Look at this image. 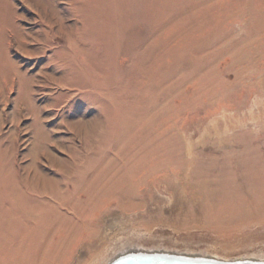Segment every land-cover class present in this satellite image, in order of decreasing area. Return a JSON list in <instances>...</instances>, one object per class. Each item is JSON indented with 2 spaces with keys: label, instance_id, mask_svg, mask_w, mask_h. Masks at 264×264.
I'll return each instance as SVG.
<instances>
[{
  "label": "rangeland",
  "instance_id": "obj_1",
  "mask_svg": "<svg viewBox=\"0 0 264 264\" xmlns=\"http://www.w3.org/2000/svg\"><path fill=\"white\" fill-rule=\"evenodd\" d=\"M1 5L0 264L264 260V0Z\"/></svg>",
  "mask_w": 264,
  "mask_h": 264
},
{
  "label": "bare ground",
  "instance_id": "obj_2",
  "mask_svg": "<svg viewBox=\"0 0 264 264\" xmlns=\"http://www.w3.org/2000/svg\"><path fill=\"white\" fill-rule=\"evenodd\" d=\"M3 0H0V14L2 13V3ZM3 71L5 72L4 74L6 75L7 74V71H6V68L3 66ZM10 73L7 74V82L10 81ZM26 76V75H25ZM135 253L137 252H142V251H133ZM126 253H131V252H126ZM126 253H121L119 254L118 256H116L115 258H113L112 260H110L107 264L111 263L112 261H114L116 258H119L120 256H123L124 254ZM143 253V252H142ZM147 256H144L143 258H141L140 261H137L135 259H124L122 264H155L154 263V256H155V253L159 254V255H156V256H159L161 257V261L162 263L161 264H194L193 263V260L195 258H207L208 259H215V260H218V261H221V262H226V263H231V262H236V261H240V260H250V261H253L252 264H257L258 262L260 261H264V260H260V259H253L251 257H245V258H238V259H234V260H227V259H222V258H219L217 256H206V255H193V254H175V253H170V252H165V251H148L146 252ZM169 256H175L176 259L175 262L172 261L173 259H168V258H165V257H169ZM193 257V258H192ZM115 264H120V263H115Z\"/></svg>",
  "mask_w": 264,
  "mask_h": 264
},
{
  "label": "water",
  "instance_id": "obj_3",
  "mask_svg": "<svg viewBox=\"0 0 264 264\" xmlns=\"http://www.w3.org/2000/svg\"><path fill=\"white\" fill-rule=\"evenodd\" d=\"M159 255V254H158ZM145 256H147V255H145ZM130 259H132L133 257H129ZM128 258V259H129ZM165 258H168V259H173L172 261H174L175 262V260L174 259H176L175 258V256H169V257H165ZM162 259V258H161ZM122 261V260H121ZM120 260L118 261V262H116V263H120L121 262ZM205 263L206 264H242L241 262H231V263H226V262H221V261H217V260H215V259H206L205 260ZM250 263V262H249ZM120 264H122V263H120Z\"/></svg>",
  "mask_w": 264,
  "mask_h": 264
}]
</instances>
